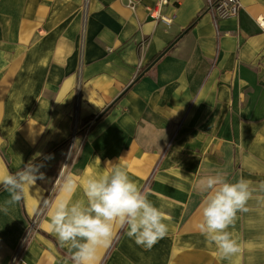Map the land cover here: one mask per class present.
I'll return each instance as SVG.
<instances>
[{"label":"crops","instance_id":"0c3cea01","mask_svg":"<svg viewBox=\"0 0 264 264\" xmlns=\"http://www.w3.org/2000/svg\"><path fill=\"white\" fill-rule=\"evenodd\" d=\"M128 1L0 0V175L87 128L73 157L65 160L66 146L40 165L24 205L0 212V264H72L52 210L61 199H86V179L112 164L165 213L168 231L146 249L117 225L94 264H264V0H241L238 16L222 20L208 0H170L161 14L171 24L150 16L155 0L134 9ZM197 17L104 119L85 122ZM217 173L256 189L228 228L240 249L228 258L198 227L199 181ZM68 177L74 192L63 187ZM7 198L3 189L0 204Z\"/></svg>","mask_w":264,"mask_h":264},{"label":"clouds","instance_id":"9594fccd","mask_svg":"<svg viewBox=\"0 0 264 264\" xmlns=\"http://www.w3.org/2000/svg\"><path fill=\"white\" fill-rule=\"evenodd\" d=\"M39 167L29 161L17 173L0 175V188L9 193L0 204V212L7 215L11 206L22 201L25 186L43 178ZM63 187L74 192L76 183L68 177ZM199 187L205 194L199 230L207 243L215 244L228 258L240 250L228 228L238 211L248 210L246 205L256 189L243 177L230 182L220 173L201 179ZM259 189L264 191V183ZM83 192L86 199L59 200L51 215L59 241L72 253V264H94L97 249L109 245L117 225L127 229V236L146 249L167 234L165 213L148 199L126 168L112 164L107 174L89 176Z\"/></svg>","mask_w":264,"mask_h":264},{"label":"built area","instance_id":"2783aa9c","mask_svg":"<svg viewBox=\"0 0 264 264\" xmlns=\"http://www.w3.org/2000/svg\"><path fill=\"white\" fill-rule=\"evenodd\" d=\"M170 0H155V5L153 7L147 6V10L150 13V16L154 19H156L159 22H162L164 24H171V19L168 17H165L161 14V9L163 6L169 4ZM138 3V0H129L128 6L131 9H134L136 7L135 4ZM208 11L211 12L212 16L215 20H222L227 19L231 17H236L240 13V10L242 9V3L241 0H208ZM258 24L262 31L264 32V19L260 18L258 20ZM75 135L72 136V139L69 142L68 145V156L67 160L70 158V154L73 150V147L75 146Z\"/></svg>","mask_w":264,"mask_h":264},{"label":"water","instance_id":"95a60500","mask_svg":"<svg viewBox=\"0 0 264 264\" xmlns=\"http://www.w3.org/2000/svg\"><path fill=\"white\" fill-rule=\"evenodd\" d=\"M188 30L182 32L169 46L165 48L134 80L131 84L109 105L107 106L96 118V120L102 119L108 111L124 96L128 90H130L137 82H139L148 72H150L156 64L178 43L186 34Z\"/></svg>","mask_w":264,"mask_h":264},{"label":"trees","instance_id":"16d2710c","mask_svg":"<svg viewBox=\"0 0 264 264\" xmlns=\"http://www.w3.org/2000/svg\"><path fill=\"white\" fill-rule=\"evenodd\" d=\"M198 21H199V17H197V18H195L182 32H184V31H186V30H188V32H190L196 25H197V23H198ZM157 57V56H156ZM155 57V58H156ZM153 60H151L146 66H148L151 62H152ZM145 69V67L141 70V71H143ZM132 89V88H131ZM130 89V90H131ZM130 90H128V91H130ZM125 96V95H124ZM124 96H122V98L124 97ZM121 98V99H122ZM113 108V107H112ZM111 108V109H112ZM110 109V110H111ZM110 110L108 111V113L110 112ZM107 113V114H108ZM106 114V115H107ZM105 115V116H106ZM104 116V117H105ZM104 117L102 118V119H104ZM96 118H97V115H94V114H92V115H90V116H88L86 119H85V122L87 123V122H90V121H92V120H95V124H97V123H99L102 119H100V120H96ZM85 123V124H86ZM94 124V125H95ZM94 125L90 128V130L94 127ZM87 130V128H84V129H81L80 131H79V134H83V133H85V131ZM70 140H71V137L69 138V140H67V141H65V142H62L61 144H59V145H57V146H55L52 150H50V151H48L44 156H42L41 158H39V159H37V160H35V161H33V163L34 164H37V165H41L45 160H47L48 158H50L56 151H58L59 149H61V148H63V147H66L67 145H68V143L70 142ZM4 158H5V161H6V163L7 164H9V162H8V160H7V156L6 155H4ZM19 172V171H18ZM12 173H17V172H12ZM3 190V188H0V192ZM22 204L24 205V202H23V199H22ZM24 208V207H23ZM24 212H25V210H24Z\"/></svg>","mask_w":264,"mask_h":264},{"label":"rangeland","instance_id":"374dc122","mask_svg":"<svg viewBox=\"0 0 264 264\" xmlns=\"http://www.w3.org/2000/svg\"><path fill=\"white\" fill-rule=\"evenodd\" d=\"M80 130H81V129H80ZM78 132H79V131L76 130V135H75L76 138H77V136L82 135V134H79ZM76 138H75V140H76ZM71 139H72V136H71ZM75 142H76V141H75ZM68 145H69V143H68ZM68 145H67V146H68ZM68 153H69V151H68ZM68 153H67V156H68ZM75 153H76V146L73 147V150H72V152H71L72 157H73V155H75ZM71 154H70V157H71ZM67 156H66L65 160L68 159Z\"/></svg>","mask_w":264,"mask_h":264}]
</instances>
